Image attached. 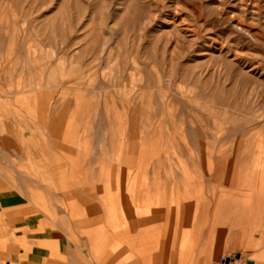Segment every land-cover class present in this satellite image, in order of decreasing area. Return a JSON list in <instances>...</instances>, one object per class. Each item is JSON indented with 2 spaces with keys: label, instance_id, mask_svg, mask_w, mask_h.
Instances as JSON below:
<instances>
[{
  "label": "rangeland",
  "instance_id": "obj_1",
  "mask_svg": "<svg viewBox=\"0 0 264 264\" xmlns=\"http://www.w3.org/2000/svg\"><path fill=\"white\" fill-rule=\"evenodd\" d=\"M0 95V186L49 226L186 194L185 264H264V0H0Z\"/></svg>",
  "mask_w": 264,
  "mask_h": 264
},
{
  "label": "crops",
  "instance_id": "obj_2",
  "mask_svg": "<svg viewBox=\"0 0 264 264\" xmlns=\"http://www.w3.org/2000/svg\"><path fill=\"white\" fill-rule=\"evenodd\" d=\"M3 179L7 187L0 186V264H185L187 259L179 257L195 255L186 225H193L192 210L197 206L190 204L189 195L163 193L155 201L120 210L89 203L83 211L91 217L75 225L99 227L86 229L81 245L74 241L72 228L66 227V233L43 221L35 205L41 197L28 193L24 180L11 187ZM254 187L246 200V216L256 221L264 215V186ZM114 213L119 221L114 222Z\"/></svg>",
  "mask_w": 264,
  "mask_h": 264
},
{
  "label": "water",
  "instance_id": "obj_3",
  "mask_svg": "<svg viewBox=\"0 0 264 264\" xmlns=\"http://www.w3.org/2000/svg\"><path fill=\"white\" fill-rule=\"evenodd\" d=\"M230 259H232V257H231V258H229V257L224 258L223 261H224L225 263H228V262L230 261Z\"/></svg>",
  "mask_w": 264,
  "mask_h": 264
},
{
  "label": "bare ground",
  "instance_id": "obj_4",
  "mask_svg": "<svg viewBox=\"0 0 264 264\" xmlns=\"http://www.w3.org/2000/svg\"><path fill=\"white\" fill-rule=\"evenodd\" d=\"M232 257V256H231ZM231 257H229V258H231Z\"/></svg>",
  "mask_w": 264,
  "mask_h": 264
}]
</instances>
